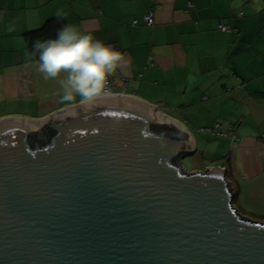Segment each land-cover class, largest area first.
Listing matches in <instances>:
<instances>
[{
	"label": "water",
	"instance_id": "1",
	"mask_svg": "<svg viewBox=\"0 0 264 264\" xmlns=\"http://www.w3.org/2000/svg\"><path fill=\"white\" fill-rule=\"evenodd\" d=\"M156 106L108 94L0 120V264H264V222Z\"/></svg>",
	"mask_w": 264,
	"mask_h": 264
},
{
	"label": "crops",
	"instance_id": "2",
	"mask_svg": "<svg viewBox=\"0 0 264 264\" xmlns=\"http://www.w3.org/2000/svg\"><path fill=\"white\" fill-rule=\"evenodd\" d=\"M54 17L120 49L129 63L109 78L111 94L184 127L196 144L184 168L225 170L235 208L264 222V0H0V120L41 121L83 103L62 102L25 57L24 35ZM218 124L238 138L210 133Z\"/></svg>",
	"mask_w": 264,
	"mask_h": 264
},
{
	"label": "clouds",
	"instance_id": "3",
	"mask_svg": "<svg viewBox=\"0 0 264 264\" xmlns=\"http://www.w3.org/2000/svg\"><path fill=\"white\" fill-rule=\"evenodd\" d=\"M25 57L36 60V70L45 80L57 82L61 101L68 103H91L108 95L109 78L129 63L116 46L71 22L54 37L37 39Z\"/></svg>",
	"mask_w": 264,
	"mask_h": 264
},
{
	"label": "trees",
	"instance_id": "4",
	"mask_svg": "<svg viewBox=\"0 0 264 264\" xmlns=\"http://www.w3.org/2000/svg\"><path fill=\"white\" fill-rule=\"evenodd\" d=\"M62 25H64L62 20L58 17H54L47 20L40 29L26 33L24 35V39L28 48L31 50L32 45L37 39H47L49 37H54L57 33V30Z\"/></svg>",
	"mask_w": 264,
	"mask_h": 264
},
{
	"label": "built area",
	"instance_id": "5",
	"mask_svg": "<svg viewBox=\"0 0 264 264\" xmlns=\"http://www.w3.org/2000/svg\"><path fill=\"white\" fill-rule=\"evenodd\" d=\"M189 5H191V4H189ZM144 22L149 27L153 26L154 23H155L154 12H149L148 14H146L144 16ZM137 23H138L137 20H135L133 22L134 25L137 24ZM219 29L222 30V31H228L229 30V28L223 23H221L219 25ZM107 89H108V94H111L110 82L107 85ZM209 132L212 133L213 135L223 136V137H228L230 135H235L236 138H238L237 132H236V127H230L229 129L224 130L223 127L218 124L215 127L210 128Z\"/></svg>",
	"mask_w": 264,
	"mask_h": 264
},
{
	"label": "rangeland",
	"instance_id": "6",
	"mask_svg": "<svg viewBox=\"0 0 264 264\" xmlns=\"http://www.w3.org/2000/svg\"><path fill=\"white\" fill-rule=\"evenodd\" d=\"M189 159H190V158L186 159V161L189 160ZM187 164H188L187 162H185V163L183 164V167H185L186 169H188V168H187Z\"/></svg>",
	"mask_w": 264,
	"mask_h": 264
}]
</instances>
